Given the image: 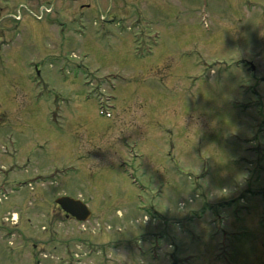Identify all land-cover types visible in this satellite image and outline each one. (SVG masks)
I'll return each mask as SVG.
<instances>
[{"label":"rangeland","instance_id":"obj_1","mask_svg":"<svg viewBox=\"0 0 264 264\" xmlns=\"http://www.w3.org/2000/svg\"><path fill=\"white\" fill-rule=\"evenodd\" d=\"M9 169L0 264L26 233L59 264L93 228L150 258L264 264V0H0V183ZM63 194L94 219L55 239L30 202L58 216Z\"/></svg>","mask_w":264,"mask_h":264},{"label":"flooded vegetation","instance_id":"obj_2","mask_svg":"<svg viewBox=\"0 0 264 264\" xmlns=\"http://www.w3.org/2000/svg\"><path fill=\"white\" fill-rule=\"evenodd\" d=\"M11 170L12 169H9L7 171L5 176L7 179L0 183V188L6 189L14 183L15 179L10 180L8 177ZM41 198L43 197L39 198L33 195L34 200L30 202L33 210H38V212H31L35 217L34 219L42 221L41 224L39 222V226L38 224L33 226H35V228L43 229L48 234L49 231H52L54 233L52 237L55 236V239H61L64 237L62 233L63 231H61L60 228L56 229L57 225H64L66 221H68L72 223H81L86 228L85 225L87 222L93 221L94 219L93 213L87 220L77 219L56 201L58 196L54 197V207L59 210V213L58 216H52V214H49L47 211L45 205L44 207H35L36 204H44V201ZM74 198H77V196H74ZM28 219L32 218L30 217ZM19 223L20 216L16 213H12L11 217L5 215L4 218H1L0 233L3 232V234H0V238H3L7 233L13 235L15 230L18 229ZM33 226L32 228H34ZM93 229H96L95 233L83 235L77 232L73 235L72 239H74L75 243H69L71 237L66 238L68 242L63 243L62 245L64 248H62L63 254L59 256V264H179V255L176 251L166 250V252L163 253L161 250L158 255L152 256L155 258H150V256L148 257L147 252L150 254L152 251L151 249H147L143 245V248H136L139 244L132 243V241L136 239V235L133 237L124 236L123 241L125 242L123 244H116L115 236L104 238V236H101L100 230H97V228ZM20 236L24 241L23 248L21 251L17 252L21 264H46L45 260H47V255L45 253L50 242L45 241L41 236H35L32 233L20 234ZM58 246L59 245H55L54 250H56ZM36 248L40 250H35Z\"/></svg>","mask_w":264,"mask_h":264},{"label":"water","instance_id":"obj_3","mask_svg":"<svg viewBox=\"0 0 264 264\" xmlns=\"http://www.w3.org/2000/svg\"><path fill=\"white\" fill-rule=\"evenodd\" d=\"M57 202L62 205V207L76 216L78 219H87L91 211L86 203L80 199H75L70 196H60L57 198Z\"/></svg>","mask_w":264,"mask_h":264}]
</instances>
